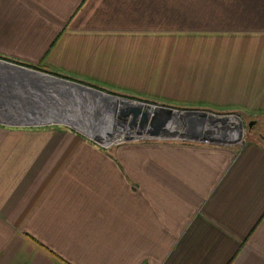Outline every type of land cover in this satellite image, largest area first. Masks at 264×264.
<instances>
[{
  "label": "crops",
  "instance_id": "0c3cea01",
  "mask_svg": "<svg viewBox=\"0 0 264 264\" xmlns=\"http://www.w3.org/2000/svg\"><path fill=\"white\" fill-rule=\"evenodd\" d=\"M0 59L164 105L242 111L264 133V0H0ZM8 62L3 108H35L28 71ZM43 81L53 112L22 109L0 124V264H264L258 131L240 149L106 148L22 125L69 122L63 103L92 100Z\"/></svg>",
  "mask_w": 264,
  "mask_h": 264
},
{
  "label": "rangeland",
  "instance_id": "374dc122",
  "mask_svg": "<svg viewBox=\"0 0 264 264\" xmlns=\"http://www.w3.org/2000/svg\"><path fill=\"white\" fill-rule=\"evenodd\" d=\"M24 76H26V75H24ZM36 80H38V79H36ZM46 82L47 81L38 82V83L40 85L44 86ZM48 84H49V82L44 87L36 88V91H37V93L39 95L38 94H34L35 97L33 99H36V101L38 102V103H36V107L35 108H31L29 105H26V103L23 104V105L22 104L18 105L16 102L15 103L17 104V108L15 106L14 107L8 106V108H6V106H5V108H3L4 104L7 101H1L0 102V120H2V122H0V124L12 125V124L7 123V122L13 121L12 114L17 113V114L21 115V110L22 109H28V107L31 108V110H30L31 112H36V113H39L41 115H43L45 113V111L47 112V110H51V112H53L52 111L53 107L50 106V100L53 99V98H50V96H48L47 94H44L46 89H50L51 88V86L48 85ZM56 84H58V83H56ZM46 86H49V88H47ZM53 88H56V86H54ZM59 90L62 91V88H59ZM63 90H65V89H63ZM57 92H59V91H57ZM108 93H110V92H108ZM118 93L119 92L111 93V94L119 96ZM56 95H58V94L56 93ZM59 97H60V100H61V98L62 99H67V100L69 99L67 94L66 93L64 94L63 91H62V95L59 94ZM119 97L125 98V96H119ZM83 98H87L88 100H90L92 98V94L91 93H88L87 95L85 94V97H83ZM135 98H137V99H135ZM135 98L128 97V99L135 100V101H130V100H127V99H125V100L134 103L133 105H136L137 101H143V102L151 103V104H154V105L160 104L157 101H156V103H154L155 101L151 102V101H153L151 99H143V98H139V97H135ZM17 101H19V100L17 99ZM76 101L78 102V100H76ZM76 101H75V103H76ZM80 101L84 102L82 99H80ZM85 101H86V99H85ZM93 102H94V105H97V101L93 100ZM113 102L115 104L114 105L115 109H114V107L112 105H106V107H104V105L106 103H103L100 106L102 111H100L98 109V111H99L98 113L102 112V114L104 113L106 116H108L106 118L109 121L105 122V126H109L110 125L109 127H107V129L101 130V131L98 129L99 128L98 126H100L102 124V121H100L101 124H98V121H95L96 120L95 117H96V115H98V113L97 112L94 113L96 110L95 111L93 110V108H92L93 106L90 104V101L89 102L87 101L85 105L84 104H82L81 106L77 105V107L74 106L75 104H70V106L68 107V106H66V104H64L62 102L63 103L62 105H64L65 108L64 107H61V108L66 109V110H64V114H66L68 116H65L63 114V111L58 112L57 115L60 118H64V119L70 118L69 122L66 119L65 122L64 121H51V122H37V123L36 122H31L30 123V122H28L30 120V118H29L23 124L26 125V126L35 125V126H38V127H49V126L56 127V128H58L59 126L66 127V128H69V129H72V130H76V131L82 133L85 138H87L90 142H92L94 144H97L99 146L106 147V148H111L113 146L119 145L117 143H112L111 141L119 140L121 138V136H122L120 133L123 130L127 129V126H128V128L133 129V130L138 128L137 130L139 132L143 131L138 125L135 126V127H130V119H132L133 114L132 113H126V115H130L129 119L126 118L125 114L120 113V111L118 110L120 106L115 101H113ZM154 105H152V106H154ZM161 105H164V104H161ZM53 106H54V104H53ZM167 106H171V105H167ZM24 107H26V108H24ZM173 107L178 110V111H175V112L180 113L179 115H181L182 118L184 116L188 117V115H191V114H192V116L200 115L199 112H193V111H202V110L213 112L216 115H221V114H226V115H229V116H235L236 115L235 117H237L238 119L231 117V120H234V122H236V123L238 122L237 123L238 125H241V126H239L240 128L237 131H236V129L238 128L237 125H235L234 123H230L231 121H229V122L227 121V122L231 125L232 128L234 127V131L236 133L235 136L239 133V139L242 137V139H241L242 142H243V134L245 133L244 145H245V143H247V141H248V139L250 137H253V135H255V131L257 130V128L259 126H263V125H261V121L257 120L256 118H249V119L247 118L246 119L245 116H243V112L242 111H238V110L229 109V110H226V111H214V110H208V109H204V108H191V107H181V106H173ZM58 109H60V108H58ZM30 111H28V112H30ZM67 111L69 113H66ZM186 111H192V112H186ZM94 114H95V116H92ZM93 117L95 119H92ZM100 117L102 118V116H100ZM217 118H221V117L218 116ZM174 119L176 121H179L181 124H178V123H176L174 121H168L167 126L165 128V134H164L163 137H160L159 139L148 138V139H143V140H145V141H154V142L155 141H157V142L158 141H171V142H184V143H202V144L205 143V144H214V145L228 146V147H234V148L237 147L235 145H230V144H227V143H220V142L217 143L216 141H210L209 143L204 142L205 140H207L209 138L208 136L212 137L213 139H218V140H221V141H226V138H227V137L219 138V135H217L214 132L209 133L208 136H206V137L205 136H201V135L199 136L198 134H200V133L197 134L196 132H199V129L202 128V126H205V127L206 126H210V125H206L207 123H205V122L192 121V123L190 124L188 122V120L190 118L185 120V119H180V116H174ZM252 120H256V123L252 127H250L249 126V122L252 121ZM4 121H6V122H4ZM92 121H94V123H92L93 126L91 124H89ZM183 121H186V122H183ZM85 122H87V123H85ZM155 122H156V120H151L152 126H153V124ZM15 123L20 124L18 122H15ZM75 124H77V125H75ZM225 124L226 123H223L222 125H220L221 128ZM94 125H96V126H94ZM78 126L82 127L85 131L87 130V132H89L90 135L87 134L86 132H84V130H82ZM125 126H126V128H125ZM182 126H184V128H182ZM93 127H94L95 130L93 129ZM148 127H149V125H148ZM123 128H125V129H123ZM186 129L188 131L184 132ZM93 130H94V132L95 131H97V132L94 133ZM220 130H222V129H220ZM99 131L102 134H104V135L107 134V136L102 135L103 139H101V136H99V134H100ZM117 134H119V135H117ZM136 134H138V133H131L129 135H136ZM142 134L143 133H141L139 136H144L145 137V135H142ZM110 135L115 136V138L113 137V138H111V140H109L107 142V139H109ZM139 136H135V137H139ZM139 138H142V137H139ZM202 140H204V141H202ZM109 142H111L109 145H105V144H107ZM127 142H142V141H127ZM124 143H126V142H124ZM121 144H123V143H121Z\"/></svg>",
  "mask_w": 264,
  "mask_h": 264
},
{
  "label": "bare ground",
  "instance_id": "6f19581e",
  "mask_svg": "<svg viewBox=\"0 0 264 264\" xmlns=\"http://www.w3.org/2000/svg\"><path fill=\"white\" fill-rule=\"evenodd\" d=\"M27 76H30V78H31V81H32V84H29V83H27L26 82V86H27V89L28 90H30V91H32L33 92V96H34V94H38L37 93V91H36V88H41V87H44L43 85H40L38 82H43V79L45 80V79H55V80H58V81H60V82H62V83H66L67 85H70V86H72V88H78V89H85V90H87V91H89V93H99V94H101V95H104V96H106V97H108V98H110V99H112L113 101H115L117 104V106L119 107V111H120V113H122V114H125V117L126 118H130V115H126V110L128 109V107L129 106H131V105H133L134 103H132V102H130V101H127V100H125V99H121V98H118V97H113V96H109V95H107V94H104V93H101V92H98V91H96V90H93V89H90V88H86V87H81V86H79V85H75V84H70V83H67V82H64V81H61V80H59V79H57V78H54V77H50V76H46V75H43V74H39V73H35V72H30V71H28L27 72V74H26V76H24V77H27ZM23 79L24 78H22V81H23ZM36 79H38V80H36ZM39 95V94H38ZM31 99H33V98H31ZM81 99V98H80ZM92 100H90V104L93 106L92 108H93V110L95 111L94 113H98L99 111H98V109L100 110V111H102V109H101V107L99 106V104H98V102H97V105H94V102H93V100H94V98H91ZM36 100V99H35ZM84 102H82V103H84V105L86 104V102H87V100L85 101V99H82ZM31 104H33V105H36V103H31ZM30 104V105H31ZM27 105H29V103L27 104ZM136 105H140L141 107H142V109H144V110H147L148 111V113H149V116H150V118H151V120H156V118H157V108L156 107H154V106H152V105H144V104H139L138 102H136ZM29 108V107H28ZM86 108V107H85ZM90 109V108H89ZM110 111V110H109ZM180 113H177V112H174L173 113V115H172V118L169 120V121H174V122H176V123H178V124H181L179 121H176L175 119H174V116H180V119H188V118H190L189 120H188V122L191 124L192 123V121H197V122H205V123H207L206 125H210V126H202V128H200L199 129V132H196L197 134L198 133H200V134H198L199 136L201 135V136H208V134L209 133H211V132H214V133H216L217 135H219V138H222V137H227V139H233L234 137H235V131H234V128H232L231 127V125L228 123L229 121H231L230 123H234L235 125H237V126H241V125H238L236 122H234V120H231V118L230 117H221V118H217V116H216V118H212L211 117V115L210 114H208V115H205V116H203L201 113H200V115H194V116H192V114L191 115H188V117H185L184 115V117L182 118V116L181 115H179ZM186 114V113H185ZM44 116V115H43ZM92 116H95V114L94 115H92ZM100 116H102V118L100 117ZM100 117V118H99ZM106 117H108V116H106L104 113L102 114V112L101 113H98V115H96V120L95 121H98V124H101L100 123V121H102V124L100 125V126H98L99 128V130L101 131V130H105V129H107V127H109V126H105V122H107V121H109ZM91 118V117H90ZM94 117L92 118V119H95ZM238 119V118H237ZM53 121H61V120H57V119H54ZM228 121V122H227ZM50 122V121H49ZM65 122V121H64ZM183 122H186V121H183ZM182 122V123H183ZM68 123V122H67ZM85 123H87V122H85ZM92 123H94V121H92V122H90L89 124H91L92 125ZM223 123H226L224 126H222V128H221V126L220 125H222ZM228 123V124H227ZM69 124V123H68ZM24 125V124H23ZM74 125V124H73ZM75 125H77V124H75ZM154 125V124H153ZM227 125V126H226ZM93 126V125H92ZM94 126H96V125H94ZM185 126V125H184ZM184 126H182V128H184ZM78 127H80V126H78ZM152 123L150 122V124H149V127L147 128V129H144L142 132H139L137 129H130V128H128V126H127V129H125L126 128V126H125V128H123V129H125V130H123L120 134L122 135V136H126V135H129V134H131V133H138V134H136V135H140L141 133H143L142 135H146V134H148V133H150V131L152 130ZM82 130H84L82 127H80ZM86 129V128H85ZM93 129H94V127H93ZM219 129V130H218ZM220 129H222V130H220ZM95 130V129H94ZM94 130H93V132H94ZM128 130V131H127ZM224 130V131H223ZM99 131V132H100ZM188 130L186 129L184 132H187ZM84 132H86L87 134H89L90 135V133L89 132H87V130L85 131L84 130ZM97 131H95L94 133H96ZM98 135V134H97ZM102 135H104V134H102L101 132H100V134H99V136H101V139H103V136ZM117 135H119V134H117ZM104 136H107V134L106 135H104ZM115 138V136H113V135H110L109 136V139H107V142L109 141V140H111V138ZM209 138H212V137H210V136H208ZM207 137V138H208ZM100 138V137H99ZM101 141V140H100Z\"/></svg>",
  "mask_w": 264,
  "mask_h": 264
},
{
  "label": "water",
  "instance_id": "95a60500",
  "mask_svg": "<svg viewBox=\"0 0 264 264\" xmlns=\"http://www.w3.org/2000/svg\"><path fill=\"white\" fill-rule=\"evenodd\" d=\"M0 61L3 62H8L4 59H0ZM8 64H13L14 66H16L17 68H20L23 71H31V72H35V73H39V74H43L46 76H50V77H54L57 78L61 81L70 83V84H75V85H79L81 87H86V88H91L93 90H96L98 92L107 94L109 96H113V97H118L121 99H127L130 100L128 98H122L119 96H116L114 94L108 93L106 91H102V90H98L95 89L91 86H88L86 84L65 78V77H61L58 75H54L51 73H47L45 71H41V70H37L34 69L32 67H28L25 65H21L18 63H12V62H8ZM130 101H135V100H130ZM139 104H145V105H154L151 103H147V102H143V101H137ZM157 108V118H156V122L153 125L152 130L150 131V133L146 134L151 138H155V139H159L160 137H163L165 134V128L167 126L168 121L172 118V115L175 111H178L176 108H174L173 106H167V105H161V104H157L154 105ZM182 112V111H181ZM186 112H192V111H186ZM193 112H199L201 113L203 116L207 115V114H211L212 118H216V116L218 117V115H216L213 112H209L206 110H202V111H193ZM126 113H132V119H130V127H135V126H139L142 130L146 129L148 127V125L151 122V118L149 116V113L147 110L142 109V107L140 105H131L128 107V109L126 110ZM139 119V120H138ZM256 123V120H252L249 122V126L252 127L254 124ZM128 141H130L131 139H127Z\"/></svg>",
  "mask_w": 264,
  "mask_h": 264
},
{
  "label": "built area",
  "instance_id": "2783aa9c",
  "mask_svg": "<svg viewBox=\"0 0 264 264\" xmlns=\"http://www.w3.org/2000/svg\"><path fill=\"white\" fill-rule=\"evenodd\" d=\"M220 117H233V118H237L235 116H229V115H226V114H221V115H218ZM234 128V127H233ZM240 127L238 126V128L236 129V131L239 129ZM135 136H139V135H126V136H121V138L119 140H116V141H111L112 143H117V144H121V143H124V142H127L128 140L127 139H131L130 141H145L143 139H148V138H151L149 137L148 135H145L144 136H139V137H142V138H139V137H135ZM244 137H245V133L243 134V142H242V137L239 139V133L233 138V139H227L226 138V141H221V140H218V139H213V138H208L207 140H202L204 142H207L209 143L210 141H216L217 143L220 142V143H227V144H230V145H235L237 147L235 148H242L244 146ZM152 139H155V138H152ZM111 142L105 144V145H109Z\"/></svg>",
  "mask_w": 264,
  "mask_h": 264
},
{
  "label": "trees",
  "instance_id": "16d2710c",
  "mask_svg": "<svg viewBox=\"0 0 264 264\" xmlns=\"http://www.w3.org/2000/svg\"><path fill=\"white\" fill-rule=\"evenodd\" d=\"M58 76H60V75H58ZM62 77V76H61ZM63 77H65V76H63ZM65 78H68V77H65ZM68 79H70V78H68ZM71 80H73V79H71ZM75 81V80H74ZM77 82H79V81H77ZM84 84V83H83ZM88 86H92V87H94V88H96V89H99V90H104V91H106V92H110V93H116L115 91H109V90H105V89H102V88H100V87H97V86H94V85H91V84H87ZM118 95L119 96H125V98H128V97H130L131 98V96H128V95H126V94H121V93H118ZM132 98H135V97H133L132 96ZM135 99H137V98H135ZM151 102H154V101H151ZM154 103H156V102H154ZM249 119V118H248ZM261 127L262 126H259L258 128H257V130L255 131V135L257 134V131H258V137H260L261 139H264V133L262 132V131H260L261 130ZM252 130V129H251ZM260 131V132H259ZM255 135H253V136H255Z\"/></svg>",
  "mask_w": 264,
  "mask_h": 264
}]
</instances>
